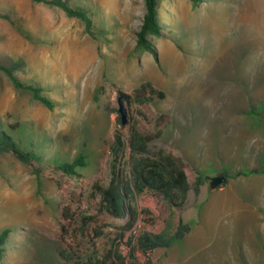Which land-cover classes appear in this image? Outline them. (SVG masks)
Wrapping results in <instances>:
<instances>
[{
  "label": "rangeland",
  "instance_id": "1",
  "mask_svg": "<svg viewBox=\"0 0 264 264\" xmlns=\"http://www.w3.org/2000/svg\"><path fill=\"white\" fill-rule=\"evenodd\" d=\"M93 13L94 37L61 9L33 0H0V56L22 62L17 75L41 85L49 109L15 88L0 70V128L34 151L43 171L0 156V233L11 230L0 264H66L60 251L103 253L126 222L101 205L109 185L116 132L160 137L153 150L180 157L192 186L182 209L162 195L137 198L142 230L191 231L148 254L120 248L127 264H264V0H159L164 35L157 54L137 46L144 0H70ZM151 82L164 97L147 104L134 91ZM130 122L118 121V97ZM82 153L79 176L57 169ZM128 150H125L127 157ZM125 157V159H126ZM228 172L212 189L210 177ZM89 217L82 220V217Z\"/></svg>",
  "mask_w": 264,
  "mask_h": 264
},
{
  "label": "trees",
  "instance_id": "2",
  "mask_svg": "<svg viewBox=\"0 0 264 264\" xmlns=\"http://www.w3.org/2000/svg\"><path fill=\"white\" fill-rule=\"evenodd\" d=\"M64 11L67 16L81 20L85 25V31L94 37L93 13L85 6L74 7L70 0H33ZM195 5L201 0H191ZM145 13L142 24L137 31V46L143 51L157 54L154 37L164 35L163 24L159 14V0H144ZM0 17L10 21V14L0 13ZM23 67L22 62L11 61L0 56V70L3 71L12 81L15 88L27 90L32 94L35 101L40 102L49 109L54 108V101L48 96L44 88L35 82L23 81L17 71ZM164 97V93L158 90L151 82L141 84L134 91V100L140 104H147L154 98ZM125 98H128L125 96ZM118 121L121 123L120 115ZM160 137L142 132L137 122L130 124L127 137L116 132L112 144L113 161L111 163L112 178L107 186L96 184L98 193L101 196L103 209L114 218L123 219L126 223L120 226L117 236L112 240L109 247L103 252H92L88 256H79L76 253L60 251V256L66 264H127V256L120 248L125 243L131 246L129 257L135 258V251L141 250L148 254L159 248H170L175 242L183 239L191 231L189 223L184 222L182 217L173 232L163 231L153 233L142 230L138 235L127 237V232L134 228L139 219L140 212L136 205L137 198L149 195H162L173 207L182 209L186 203L188 193L193 188L196 194L200 192V186L206 177L198 171L197 180L194 186L191 185L183 160L164 149L153 150L150 142ZM125 150H128L127 157ZM11 154L21 163L31 166L33 172L40 176L43 166L40 165L34 151L22 147L20 143L5 130L0 128V156ZM126 157V159H125ZM86 156L79 153L71 162H62L57 169L69 177L79 176V167L86 166ZM227 180L228 172L224 171ZM89 217H82L88 220ZM11 230L4 229L0 233V263L6 253V243Z\"/></svg>",
  "mask_w": 264,
  "mask_h": 264
},
{
  "label": "water",
  "instance_id": "3",
  "mask_svg": "<svg viewBox=\"0 0 264 264\" xmlns=\"http://www.w3.org/2000/svg\"><path fill=\"white\" fill-rule=\"evenodd\" d=\"M118 103H119V108L118 112L120 115L121 119V124L126 126L130 122V116H129V111L130 107L126 103V98L123 95H120L118 97ZM227 178L223 174H218L216 176L210 177V187L212 189L219 188L226 182Z\"/></svg>",
  "mask_w": 264,
  "mask_h": 264
}]
</instances>
